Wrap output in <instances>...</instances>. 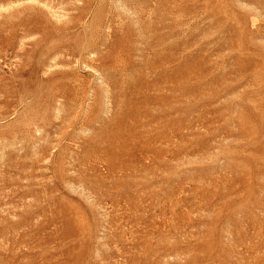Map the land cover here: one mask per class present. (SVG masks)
Returning <instances> with one entry per match:
<instances>
[{
    "label": "rangeland",
    "instance_id": "rangeland-1",
    "mask_svg": "<svg viewBox=\"0 0 264 264\" xmlns=\"http://www.w3.org/2000/svg\"><path fill=\"white\" fill-rule=\"evenodd\" d=\"M0 264H264V0H0Z\"/></svg>",
    "mask_w": 264,
    "mask_h": 264
},
{
    "label": "bare ground",
    "instance_id": "bare-ground-1",
    "mask_svg": "<svg viewBox=\"0 0 264 264\" xmlns=\"http://www.w3.org/2000/svg\"><path fill=\"white\" fill-rule=\"evenodd\" d=\"M81 45V44H80ZM77 46H79L78 44H77ZM51 64V63H50ZM51 66V65H50Z\"/></svg>",
    "mask_w": 264,
    "mask_h": 264
}]
</instances>
